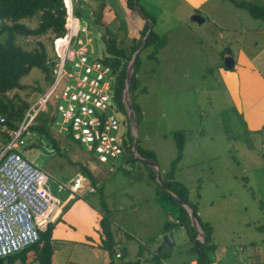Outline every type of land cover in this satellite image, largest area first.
Here are the masks:
<instances>
[{
    "label": "rangeland",
    "instance_id": "1",
    "mask_svg": "<svg viewBox=\"0 0 264 264\" xmlns=\"http://www.w3.org/2000/svg\"><path fill=\"white\" fill-rule=\"evenodd\" d=\"M134 1L129 8L126 0H80L77 18L80 27L92 30V56L106 54L100 33L89 19L102 11L126 51L138 42L146 22L158 41H163L159 47L151 44L139 51L129 90L138 145L154 150L152 161L157 170L133 152L132 160L124 153L107 164L85 152L55 111L61 101L58 87L45 104L53 109V115L48 114L49 135L57 149L53 150L45 133L31 127L29 136H24L25 144L17 149L48 175V187L57 199L59 208L53 222L60 221L51 240V264H189L196 255L185 229L177 227L171 232L172 245L162 244L164 233L158 236L176 212L160 199L157 175L163 181L170 171L178 154V139L183 149L173 179L186 186L189 202L212 227L215 246L210 263L264 264V125L256 131L244 122L245 107L254 115H264V98L252 97L250 102L241 79L252 68L264 76V21L233 0ZM193 14L205 20L197 23L191 19ZM29 24L33 26L34 21ZM37 39L50 54L48 36L21 37L19 42L29 47ZM226 55L234 58L231 69L224 66ZM70 66L66 62L67 70ZM21 82L26 88L8 95L18 94L30 108L54 81L49 83L44 71L33 67ZM113 113L120 124L118 136L126 145L132 144L134 132H130V120L120 100ZM39 119L40 114L34 122ZM82 165L91 178L82 174ZM76 174L83 178L77 195L59 189V183L70 185ZM152 174L155 180L149 179ZM91 186L96 192H89ZM66 200L70 209L64 208ZM102 206L111 220L112 254L94 238L90 240L93 244L84 242L91 230L90 220L99 224L96 215L101 218ZM202 237L201 232L198 238ZM31 259L28 252L11 264H26Z\"/></svg>",
    "mask_w": 264,
    "mask_h": 264
},
{
    "label": "built area",
    "instance_id": "2",
    "mask_svg": "<svg viewBox=\"0 0 264 264\" xmlns=\"http://www.w3.org/2000/svg\"><path fill=\"white\" fill-rule=\"evenodd\" d=\"M76 1L63 0L64 31L53 38L47 60L53 64L52 85L27 109L16 128H9L0 114V257L16 254L37 242L40 231L58 211L57 199L48 187V175L17 151L25 144L24 136H29L28 128L36 123V116L58 87L61 101L55 111L85 152L91 153L97 162L107 164L126 151V143L118 136L119 121L113 113L116 73L99 57L92 56L95 54L91 45L92 30L86 25L79 26L74 13ZM66 62L71 64L69 70ZM124 106L133 135L131 113ZM4 135L10 137L6 144ZM58 186L77 195L83 187L82 175L73 176L68 186L62 183ZM95 191V187L89 188V192ZM116 256L120 253L116 252Z\"/></svg>",
    "mask_w": 264,
    "mask_h": 264
},
{
    "label": "trees",
    "instance_id": "3",
    "mask_svg": "<svg viewBox=\"0 0 264 264\" xmlns=\"http://www.w3.org/2000/svg\"><path fill=\"white\" fill-rule=\"evenodd\" d=\"M233 1L238 7L246 9L253 17L264 21V2L258 3L256 0ZM126 3L129 8L133 7V0H126ZM81 9V2L77 0L74 3V13L77 17L81 15ZM65 14L63 0H0V36H4L3 39L0 40V114L4 116L5 124L11 129L17 127L19 121H21L26 110L29 108V103L16 93L13 96H9L8 93L16 89L26 88V85H24L21 80L28 75L33 67H38L44 71L46 81L49 83L53 81V64L47 62L49 54L47 53L44 42L37 39L33 45L25 47L19 42V39L21 37L34 38L48 36L51 44L53 38L61 35L64 31ZM89 19L92 28L100 33L102 44L106 52L103 57H99V60L109 65L113 72L116 73L113 97L118 104L119 100L122 102V91L125 85L128 62L134 51L141 44L142 38L148 29V24L146 22L142 27L138 42H136L135 45H130L132 47L126 51L118 44L117 34L113 33L108 28L109 20L104 18V11L100 12L98 16L94 15V19H91V17H89ZM32 21H34L33 26L29 24ZM151 44L158 47L163 44V41H158L157 35L154 34L152 30L143 48ZM136 60L129 82V90L133 84ZM48 114L53 115V109H49L48 106H45L40 113L39 121H36V123L30 127L45 133L47 137L50 138L49 140L53 142L52 148L55 151L57 146L49 135ZM9 138L8 135H4L3 141L5 144ZM136 142L139 155L142 158L154 160L153 152L140 147L138 145V138ZM131 147V143L126 146L125 153L129 154L128 160H132L133 158ZM177 147L178 154L172 161L170 171L164 174L165 176L162 181L163 186L156 183L158 187L157 193L160 199L166 204L165 207L171 206L176 212L172 220L165 222L163 233H167L168 236H170L171 232L177 227L185 229L192 242L191 249L196 255V264H210L211 259L209 257V252L213 251L215 246L212 240V227L209 223L201 220L197 207L189 202L188 189L186 186L173 179V169L183 149L182 141L179 139ZM81 168L83 175L88 178L92 177L91 173L84 165H82ZM150 170L154 172L152 169ZM149 179L155 180V174L149 176ZM169 191L191 207L193 215L203 233L202 242L196 238L198 232L191 225L187 210L171 196ZM70 204L71 203H67L64 208L67 209ZM262 210H264V207H262ZM99 212L101 214L99 220L101 247L112 254L114 247L110 232L111 220L109 211L106 207L102 206ZM58 221L60 220L56 222H53V220L50 221L45 228L40 231L39 240L29 247L16 254L0 257V264H11L16 257L19 255L25 257L28 252H31L32 259L26 264H32V262H37V264H51L53 254L51 246L52 231ZM109 264H111V262Z\"/></svg>",
    "mask_w": 264,
    "mask_h": 264
},
{
    "label": "crops",
    "instance_id": "4",
    "mask_svg": "<svg viewBox=\"0 0 264 264\" xmlns=\"http://www.w3.org/2000/svg\"><path fill=\"white\" fill-rule=\"evenodd\" d=\"M109 27H110V25L108 23V28ZM119 28H121V27L119 26ZM115 33L117 34L118 32H115ZM234 65H235V61H234ZM241 69H243V68H241ZM246 71H247V73H243V77L241 76V79H243L242 84H245V88H242V89L245 92L246 97H248L250 102H253L252 97L259 98V96H260V98L261 97L264 98V76L258 71V69H255V68H252V69L246 70ZM247 83H250V84H247ZM258 104L259 103H257V105ZM259 114H260V112L259 113L257 112L256 115H254V114L250 113V107H247V108L245 107V115H244L245 120H244V122H245L246 126L248 127V129L257 131L260 129V127H262L264 125V115H261V117H260ZM246 115H247V117H246ZM153 151L154 150H152V152ZM67 201L68 200H66L64 202V204H66ZM69 209H70V207H69ZM198 213H199V216L201 217L199 211H198ZM96 220H97V222H98V220H100V215H96ZM89 223H90L89 226H91V230H89V233L85 234V238H84L85 241L84 242L89 243V244H93V243H91L90 240L95 239L97 241V243L99 244V242L101 240L99 224H96L95 220L93 221L92 224H91V220ZM55 231H56V227H54V229L52 231V238H54V236H55ZM162 233H163V231L161 233H159L160 235H158V236H161ZM157 243L158 244L160 243V239H158ZM211 252H213V251L209 252L210 259H211V256H210ZM115 256H116V253H115ZM190 262H196L195 257L191 258L189 263ZM250 264H258V263L251 262Z\"/></svg>",
    "mask_w": 264,
    "mask_h": 264
},
{
    "label": "water",
    "instance_id": "5",
    "mask_svg": "<svg viewBox=\"0 0 264 264\" xmlns=\"http://www.w3.org/2000/svg\"><path fill=\"white\" fill-rule=\"evenodd\" d=\"M134 5L136 4V1H134ZM191 19L197 23H202L205 18L203 16H201L200 14H193L191 16ZM151 33V29L148 28L145 35L143 36V39H142V42L140 44V46L138 47V49L134 52V54L131 56L129 62H128V65H127V72H126V78H125V85H124V105L127 106V109L129 110L130 113H132V109H131V106L129 104V99H130V92H129V82L131 80V76H132V72H133V66H134V62L136 60V57L139 53V51L143 48L144 44H145V41L146 39L148 38L149 34ZM224 66L228 69H231L233 66H234V58L231 56V55H226L224 57ZM131 118L133 120V117L131 115ZM133 132H134V139H133V143H132V152L140 159H142L146 164H148L150 167L152 168H155V170H157V165L154 161L152 160H148V159H145V158H142L140 157L138 151H137V130L135 128V126L133 125ZM49 152H51V150H49ZM157 179L159 181V183L161 185H163L162 181H161V178H160V175L158 174L157 175ZM169 193L171 194V196L179 203L181 204L182 206H184V208L187 210L188 212V215L190 217V222H191V225L194 226L198 232V235L201 234V228L197 222V220L195 219V216L193 215V212H192V209L191 207L189 206V204H187L186 202L180 200L175 194H173L172 192L169 191ZM198 235H197V239L198 238ZM201 242L203 241V237L202 239H199ZM162 244H168V245H171L172 242L168 236L167 233H164L163 234V238H162ZM161 246H159L160 248ZM158 248V250H159Z\"/></svg>",
    "mask_w": 264,
    "mask_h": 264
}]
</instances>
